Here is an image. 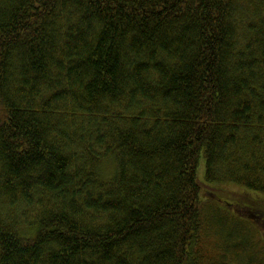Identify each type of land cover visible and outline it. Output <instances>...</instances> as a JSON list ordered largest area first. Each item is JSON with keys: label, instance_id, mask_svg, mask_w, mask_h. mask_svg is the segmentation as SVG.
Here are the masks:
<instances>
[{"label": "trees", "instance_id": "trees-1", "mask_svg": "<svg viewBox=\"0 0 264 264\" xmlns=\"http://www.w3.org/2000/svg\"><path fill=\"white\" fill-rule=\"evenodd\" d=\"M263 135L264 0H0V264H264Z\"/></svg>", "mask_w": 264, "mask_h": 264}, {"label": "rangeland", "instance_id": "rangeland-1", "mask_svg": "<svg viewBox=\"0 0 264 264\" xmlns=\"http://www.w3.org/2000/svg\"><path fill=\"white\" fill-rule=\"evenodd\" d=\"M201 163L202 167L199 169V176L203 187L202 198L209 201V203H215L212 212H217L219 208L226 209L232 212L234 216L239 217L240 220H249L252 228L250 233L253 235V238L264 240V206L262 205L264 204V197L258 194H249L242 186L228 182L207 184L205 165L203 161ZM235 201H238L239 204L242 203V205L237 207ZM246 202L250 205L247 206ZM228 203L234 204L229 205ZM260 256H263L261 259L264 260V252L260 253Z\"/></svg>", "mask_w": 264, "mask_h": 264}]
</instances>
